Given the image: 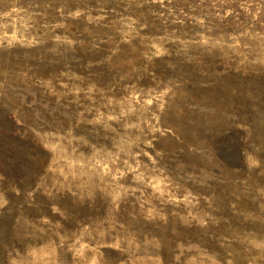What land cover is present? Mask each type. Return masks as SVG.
Wrapping results in <instances>:
<instances>
[{
    "label": "rangeland",
    "instance_id": "1",
    "mask_svg": "<svg viewBox=\"0 0 264 264\" xmlns=\"http://www.w3.org/2000/svg\"><path fill=\"white\" fill-rule=\"evenodd\" d=\"M0 264H264V0H0Z\"/></svg>",
    "mask_w": 264,
    "mask_h": 264
}]
</instances>
